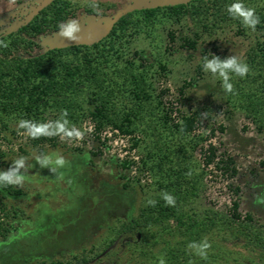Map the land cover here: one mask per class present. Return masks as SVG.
Masks as SVG:
<instances>
[{
    "label": "rangeland",
    "instance_id": "374dc122",
    "mask_svg": "<svg viewBox=\"0 0 264 264\" xmlns=\"http://www.w3.org/2000/svg\"><path fill=\"white\" fill-rule=\"evenodd\" d=\"M40 1L0 0V35L25 20ZM68 1L77 9L76 17L71 19L82 24L88 17L109 20L119 13L145 9V2L151 0ZM93 2L98 5L99 16L85 10L91 9ZM51 35L40 39L43 49V38ZM250 36L228 27L214 36L197 39L189 21L159 16L150 30L133 36L126 45L125 58L148 71L157 102L174 119L180 113L210 110L211 118L201 116L198 131H215L210 142L216 161H222L223 167L231 160L229 167H234L236 173L230 177V172L214 167L205 170L202 205L227 212L232 201L237 200L240 213L251 214L264 227V204L254 202L255 196L264 195V138L245 114L233 107L221 80L202 68L205 55L209 59L211 55L243 58ZM186 38L196 41L194 49L186 45ZM76 128L84 133L82 140L58 137L55 147L33 148L22 132L17 137L7 134L9 142H1L2 149L8 152L1 171L9 170L21 156L33 167L26 174L23 187L13 185L21 195H0V207L6 212L16 210L10 219L8 237L0 240V264L67 261L84 253L86 264H159V259L164 258V247L173 242L170 232L160 227L131 233L121 229L156 194L153 177L143 166L141 136H124L109 128L99 134L93 131L89 120ZM40 154L50 155L53 161L63 156L66 164L54 174L36 163L34 157ZM194 157L203 166L200 148ZM152 234L156 242L152 241ZM232 235L215 231L207 236L211 248L207 259L196 255L198 261L202 259L199 264H264L263 251L242 236Z\"/></svg>",
    "mask_w": 264,
    "mask_h": 264
},
{
    "label": "trees",
    "instance_id": "16d2710c",
    "mask_svg": "<svg viewBox=\"0 0 264 264\" xmlns=\"http://www.w3.org/2000/svg\"><path fill=\"white\" fill-rule=\"evenodd\" d=\"M234 2L237 0H190L145 8L122 15L97 43L43 49L39 42L42 37L57 33L59 24L76 17L77 9L70 1L53 0L26 25L0 35V40L8 45L0 46V171L8 157L1 142H9L7 134L13 137L20 132L24 134L25 130L18 127L20 120L48 123L60 119L66 110L70 126L89 120L93 131L99 134L109 128L124 136H141L143 166L156 186V194L150 199L156 205L141 207L121 229L131 233L160 227L170 232L173 242L164 247L165 264H199L202 259L198 261L188 245L201 242L215 231L232 233L235 238L242 236L248 244L264 252L263 225L257 224L251 214L240 213L237 200L232 201L227 212L215 211L201 203L205 170L214 167L230 172V177L236 173L234 167H229L231 160L224 168L222 161H216L215 148L210 142L215 131H198L201 112L211 118L210 110L180 113L174 119L157 102L148 82V71L125 58L126 45L132 42L133 36L144 29L150 30L159 16L189 21L197 39L203 35L214 36L228 27L244 36L250 33L249 44L240 59L250 71L244 78L233 75L235 94H226L233 107L243 112L264 138V0H240L246 7L254 8L260 19L254 32L228 15L226 8ZM85 10L97 15L92 8ZM184 41L192 49L197 44L189 38ZM219 130L222 132L223 127ZM25 137L36 148L55 147L59 136ZM198 148L203 166L194 157ZM165 192L175 197V206L166 205L161 195ZM0 195L15 197L21 192L13 185L0 186ZM15 215V209L6 212L0 207V240L8 237L12 229L10 219ZM151 239L157 240L154 234ZM87 262L84 253L67 261L36 264Z\"/></svg>",
    "mask_w": 264,
    "mask_h": 264
},
{
    "label": "clouds",
    "instance_id": "9594fccd",
    "mask_svg": "<svg viewBox=\"0 0 264 264\" xmlns=\"http://www.w3.org/2000/svg\"><path fill=\"white\" fill-rule=\"evenodd\" d=\"M90 6L99 16L100 11L98 10V5L93 2ZM226 10L230 17L240 20L245 28L250 29L253 32L260 23V19L256 15V10L254 8L246 7L244 3L240 2V0L228 5ZM58 28L59 31L57 32V35L61 39L71 42H78L80 40L79 34L82 29L78 20L71 19L66 23L59 24ZM0 46L7 47L8 45L0 40ZM202 68L204 72L210 73L213 77L219 78L222 82L221 87L223 91L228 94H235L234 85L231 82L233 75L239 78H244L250 71L248 65L234 55L223 60L215 55H211V59H209L208 56L205 55L203 57ZM67 115L68 113L65 110L62 112L60 119L49 121L48 123H35L30 120H20L18 127L19 129H24V134L33 139L41 136H59L62 140H82L84 133L75 126H70V122L66 119ZM201 116L206 118V113H202ZM34 159L41 168H48L54 174L57 172L58 168H61L66 164L63 156H57L53 161L50 155L40 154L36 155ZM53 164L55 166H52ZM31 167H33V165L28 164L26 157L21 156L15 159L9 170L0 171V186L7 187L15 185L23 187L25 176ZM161 195L166 205L175 206L174 196L166 192ZM254 202L257 204H264V195L255 196ZM147 205L154 207L156 201L149 199ZM188 248L194 250L195 254L202 259H207L208 250L211 248V244L205 238L199 243H190ZM159 264H165L163 257L159 259Z\"/></svg>",
    "mask_w": 264,
    "mask_h": 264
},
{
    "label": "water",
    "instance_id": "95a60500",
    "mask_svg": "<svg viewBox=\"0 0 264 264\" xmlns=\"http://www.w3.org/2000/svg\"><path fill=\"white\" fill-rule=\"evenodd\" d=\"M53 0H41L30 12L28 17L21 21L14 29L8 31V33L16 31L19 27L29 23L34 16H36L39 11L48 6ZM190 0H151L150 2H145V8H155L168 5H177L182 3H187ZM125 13H119L116 17L104 20L96 19L94 17H88L86 21L80 24L82 29L80 35V40L78 42H71L65 39H61L57 33L51 36L43 38V43L46 49L64 48L74 45H92L103 39L113 28L117 20Z\"/></svg>",
    "mask_w": 264,
    "mask_h": 264
}]
</instances>
